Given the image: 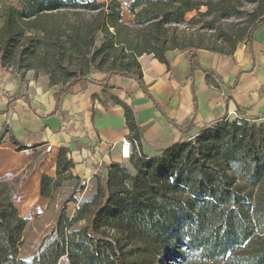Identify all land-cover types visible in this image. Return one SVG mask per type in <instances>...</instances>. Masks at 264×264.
I'll return each instance as SVG.
<instances>
[{"label":"trees","instance_id":"trees-1","mask_svg":"<svg viewBox=\"0 0 264 264\" xmlns=\"http://www.w3.org/2000/svg\"><path fill=\"white\" fill-rule=\"evenodd\" d=\"M243 2L256 5L249 12L252 27L246 34L238 28L223 35L220 46L184 45L173 28L190 11L210 17L209 23L236 16ZM68 13L72 19L64 20ZM263 23L264 0H131L126 6L118 0H0V63L30 69V57L39 54L57 64L55 57L63 52L86 59L88 67L109 65L110 76L139 80L142 54L168 62L167 53L177 49L233 53ZM64 72L74 79L59 94L85 78L79 71ZM58 82L49 78L51 86ZM121 104L127 137L131 144L138 142L135 116ZM11 140L17 150L24 148ZM67 153L62 148L57 155L56 177L40 175L47 208L65 181H71L75 194L85 191V183L71 173ZM128 159L129 167L113 163L110 171H119L130 188L149 196L152 211L145 225L112 232L102 228L109 178L95 174L93 197L70 195L58 203L50 237L27 256L20 246L29 221L13 203L18 185L0 179V264H58L62 257L68 264H264V117L223 119L159 155L130 154ZM68 202L78 205L72 216L66 213ZM79 221L84 223L78 226Z\"/></svg>","mask_w":264,"mask_h":264},{"label":"crops","instance_id":"crops-1","mask_svg":"<svg viewBox=\"0 0 264 264\" xmlns=\"http://www.w3.org/2000/svg\"><path fill=\"white\" fill-rule=\"evenodd\" d=\"M251 37L233 53L177 49L167 53L168 62L142 54L139 80L104 73L76 80L60 94L63 87L33 74L20 76L0 63V177L13 178L41 155L13 199L15 207L32 206L29 211L18 207L19 216L29 221L48 207L40 196V175L56 177L62 148L73 163L72 175L85 185L95 174L106 177L113 163L130 166L129 159H119L121 140L130 135L121 102L140 129L132 157L159 155L223 119L264 117V23ZM11 138L24 148L17 150Z\"/></svg>","mask_w":264,"mask_h":264},{"label":"rangeland","instance_id":"rangeland-1","mask_svg":"<svg viewBox=\"0 0 264 264\" xmlns=\"http://www.w3.org/2000/svg\"><path fill=\"white\" fill-rule=\"evenodd\" d=\"M14 3L17 0H10ZM255 3L253 2H243L240 4L241 13L236 16L221 17L220 19H215L211 23L208 22L210 17L196 15L195 11H190L185 15V18L173 24L175 32L180 36L181 43L184 45L195 46L196 45H216L220 46L223 43V35H230L232 32L238 28H243L239 32H245L250 30L253 22L249 21V12L255 8ZM72 14L68 13L64 20L72 19ZM125 19L130 21L131 16L125 12ZM232 36V35H231ZM99 38H97L96 43H99ZM244 37V36H243ZM245 38V37H244ZM239 41L236 47L243 42ZM224 45H229L228 43ZM229 47V46H228ZM60 60L59 63L55 64L52 59L51 62L48 59L42 58V55H37L36 57H30V62L34 66L30 69H25L20 66L19 63L10 65V67H3L10 69L11 71L23 76L25 73L33 74L37 79L49 84V78L54 76L59 80L56 87L66 86L68 83L72 82L74 78H67L64 69H70L79 71L81 75L87 78L99 77L101 75L108 74L106 69L109 65H104L103 69H97L96 67L89 65L86 66L87 60L81 57H69L68 55L59 53L56 57ZM29 62V61H28ZM29 62V63H30ZM257 118V117H256ZM41 160V155H37L33 162L28 165L23 171L13 178H9L8 175L0 177V179L7 177L8 179H13L18 185L23 184L29 177L30 172L33 169L34 163ZM123 164V163H122ZM108 176V207L101 212L99 219L102 228L107 232L115 231L116 229L132 228L138 224L145 225L147 216L151 213V202L149 196L143 191H135L128 185V182L123 180L119 171H110L107 173ZM71 181H65V185L58 188L56 193L53 195L50 207L44 210V212L30 219L28 225L23 232V241L20 246V251L22 256L32 255L36 250L50 237L51 227L55 223L54 217L56 211L59 208L58 203L64 200V198L70 195L78 196V200H90L94 194L95 179L89 185H86L85 191L80 192V194H75L70 186ZM31 193V192H30ZM66 208V213L68 216H72L75 212L77 204L73 202H68ZM76 205V206H75ZM36 207L37 204L35 205ZM29 211L31 204L17 203V209ZM83 221H79L77 224L80 226ZM58 264H68L67 259L62 257Z\"/></svg>","mask_w":264,"mask_h":264},{"label":"built area","instance_id":"built-area-1","mask_svg":"<svg viewBox=\"0 0 264 264\" xmlns=\"http://www.w3.org/2000/svg\"><path fill=\"white\" fill-rule=\"evenodd\" d=\"M120 152H119V159L122 160H127L132 152V144L130 139H128V137H124L121 140L120 143ZM50 145L46 146V151L48 152V150H50Z\"/></svg>","mask_w":264,"mask_h":264}]
</instances>
